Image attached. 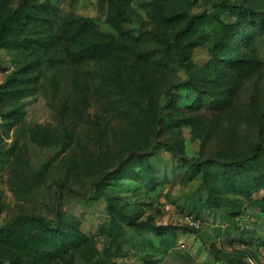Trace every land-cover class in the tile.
Masks as SVG:
<instances>
[{
    "label": "rangeland",
    "instance_id": "obj_1",
    "mask_svg": "<svg viewBox=\"0 0 264 264\" xmlns=\"http://www.w3.org/2000/svg\"><path fill=\"white\" fill-rule=\"evenodd\" d=\"M6 2L0 264H264V0Z\"/></svg>",
    "mask_w": 264,
    "mask_h": 264
},
{
    "label": "trees",
    "instance_id": "obj_2",
    "mask_svg": "<svg viewBox=\"0 0 264 264\" xmlns=\"http://www.w3.org/2000/svg\"><path fill=\"white\" fill-rule=\"evenodd\" d=\"M9 2V1H8ZM6 2V0H3V2H0V39L6 38V42L10 43L13 41L23 40L25 37H15L13 38V31L14 27L17 25L20 17L25 13V8L29 7L31 8L32 5L29 3V5L24 6V2L20 3L17 7H12L10 3ZM29 2V1H28ZM82 26L83 23L79 22V20H70L66 21V24L62 25V27H59L61 31V34L59 36H66L67 38H74L75 36H81L82 34ZM177 46L179 48V51L181 52V59L184 58L183 54V46L180 43H177ZM257 148H254L248 155L242 156L238 159H231L229 161H225L226 164L231 166H241L247 163L248 161L252 160L254 156L256 155ZM57 220L51 221L48 218L39 215V214H31V213H25L22 215H17L13 217L10 221H8L6 224L0 225V231L8 229L12 227L13 225H16L21 222H31L34 221L40 225V227L46 231L49 230H56L58 229V226L62 224V217L60 214V211H57Z\"/></svg>",
    "mask_w": 264,
    "mask_h": 264
}]
</instances>
